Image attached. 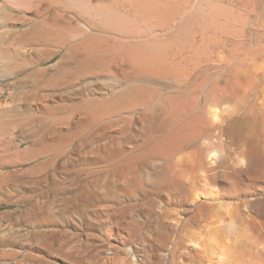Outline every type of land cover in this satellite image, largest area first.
I'll list each match as a JSON object with an SVG mask.
<instances>
[{
    "label": "bare ground",
    "instance_id": "obj_1",
    "mask_svg": "<svg viewBox=\"0 0 264 264\" xmlns=\"http://www.w3.org/2000/svg\"><path fill=\"white\" fill-rule=\"evenodd\" d=\"M9 78L0 264L264 259V0H0Z\"/></svg>",
    "mask_w": 264,
    "mask_h": 264
},
{
    "label": "rangeland",
    "instance_id": "obj_2",
    "mask_svg": "<svg viewBox=\"0 0 264 264\" xmlns=\"http://www.w3.org/2000/svg\"><path fill=\"white\" fill-rule=\"evenodd\" d=\"M13 80H12V78H9V79H0V85H1V83H3L4 85H6V86H4V88H5V90L7 91V92H11V90L13 91V87L11 86V82H12ZM10 85V86H9ZM2 100H4L3 99V97L1 96L0 97V102L2 101ZM5 170H8V171H13V170H15V167H7ZM78 179H80V178H78ZM16 181H19V182H24L23 180H25L24 178H17V179H15ZM3 187V186H2ZM62 187V185H55V186H53V187H50L49 189H44V190H42V191H38V192H35V194L33 195L35 198H37L38 196H40L41 194H43V195H46V194H50V193H54L55 191H57V189H59V188H61ZM6 193V191H0V216H2L3 214H5V212L6 211H11V210H15L20 204H23V203H19V205L18 204H16V205H10V206H8L7 205V203H8V200H9V197L5 194ZM11 193V192H10ZM259 197H261V198H259V199H263L264 200V195L263 196H259ZM3 199V200H2ZM64 200V197H60L59 198V201L61 202V201H63ZM263 204V203H262ZM260 205V203L259 204H257L256 205V208H257V210L259 209V208H261V209H263L264 210V204L263 205ZM6 222H9V223H3V225H4V227L3 228H1L2 230H5V229H7L6 231H4V233H7V232H9V231H13L14 233H16L15 234V236L17 237V239H24V240H27L28 238H29V236H28V232H27V228L25 227V226H21V225H15V223H13V222H11V221H6ZM10 222H11V224H10ZM6 224H10V225H6ZM20 227V228H19ZM13 228H15L14 230H12ZM24 229V230H23ZM26 229V230H25ZM20 231V232H19ZM24 231H26V232H24ZM4 233H2V234H4ZM253 264H264V259H259V258H255L254 260H253Z\"/></svg>",
    "mask_w": 264,
    "mask_h": 264
}]
</instances>
